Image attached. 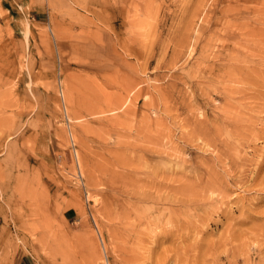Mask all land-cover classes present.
<instances>
[{"label":"rangeland","instance_id":"374dc122","mask_svg":"<svg viewBox=\"0 0 264 264\" xmlns=\"http://www.w3.org/2000/svg\"><path fill=\"white\" fill-rule=\"evenodd\" d=\"M263 52L264 0H0V264H264Z\"/></svg>","mask_w":264,"mask_h":264},{"label":"bare ground","instance_id":"6f19581e","mask_svg":"<svg viewBox=\"0 0 264 264\" xmlns=\"http://www.w3.org/2000/svg\"><path fill=\"white\" fill-rule=\"evenodd\" d=\"M245 25H246V24H245ZM248 25H249V24H248ZM248 25H246V26H247V29L249 28ZM240 26H241V25H240ZM237 27H239V26H237ZM250 28H251V27H250ZM240 29H243V27L241 26ZM244 31H245L244 33L246 34L247 31H246V30H244ZM261 31H262V30H261ZM261 31H260V32H261ZM242 32H243V31H242ZM248 32H249V29H248ZM250 32H252V31L250 30ZM250 32H249V33H250ZM255 32L257 33L256 29L254 28V34L257 35ZM244 33H243V35H244ZM240 34H241V33H240ZM250 34H251V33H250ZM254 34H253V32H252V35H254ZM248 35H249V34H248ZM252 35H250V36H252ZM255 35H254V36H255ZM246 36H247V35H246ZM252 38H253V37H252ZM254 38H256V36H255ZM254 38L251 39V37H250V38L245 37V39H246V41H248V43H246L245 41H244L245 43H244V42H240V41H238V43L240 44V47L242 46V52H244V54H243L244 57H246L245 55L248 54V51H250V48L255 47V45H256L255 42L257 41V39L254 40ZM257 43H258V42H257ZM239 44H238V45H239ZM259 46H260V45H259ZM259 46L256 45V47H259ZM240 47H239V48H240ZM256 49H258V48H256ZM238 51H239V50H238ZM238 51H237V52H238ZM256 51H257V50H256ZM262 51H263V50H262ZM260 52H261V51H260ZM254 53H255V52H254ZM263 53H264V52H263ZM255 54H256V53H255ZM252 55H253V54H252ZM234 56H237V55H234ZM238 56H239V55H238ZM241 56H242V55H241ZM241 56H239V57H241ZM237 58H238V57H234V58H233V57H230V59H237ZM239 60H241V59H239ZM233 61H234V60H233ZM230 63H231V62H230ZM230 63H228V64H230ZM240 63H241L240 61H239V63H236V64L232 63L231 65H229V67L227 66V67H228V68H227L228 70H227L226 67H225V70H227V72H229V74H228V73L224 70V71L226 72V74H228V75H227V79H232V80H233V77L231 76V75H233V74H234V76L238 74L237 76L240 75L239 77L244 78V77H246V76L251 75L250 72H251L252 70H255V69H251L250 66L245 65L244 62H243V64H240ZM247 64H248V63H247ZM257 65H258V64H257ZM224 71H223V72H224ZM258 71H259V70H258ZM225 72H224V73H225ZM252 73H253V72H252ZM254 73H255V72H254ZM256 74H258V73L256 72ZM260 74H264V72H263V73H259V74L257 75V77H258V76H260V77H261V76H264V75H260ZM261 78H262V77H261ZM263 78H264V77H263ZM244 79H245V78H244ZM246 79H247V78H246ZM246 79H245V80H246ZM237 80H238V78H237ZM250 80H251V79H250ZM261 80H262V79H261ZM248 81H249V79H248ZM237 82H238V81H237ZM255 83H256V82H254L253 84H255ZM263 83H264V81H263ZM257 85H258V84H257ZM261 85L263 86V84H260L259 87H261ZM255 86H256V85H255ZM256 87H257V86H256ZM250 88H251V87H249V89H250ZM246 89H247V88H246ZM252 89H253V88H251V91H252ZM254 91H255V90H254ZM258 92H259V91H258ZM261 94H263V93L261 92ZM257 97H258V96H257ZM262 128H263V127H262ZM262 132H263V131H262ZM261 159H262V158H261ZM259 160H260V159H259ZM257 163H258V161H257ZM259 163H260V162H259ZM257 169H258V167H257ZM255 171H256V170H255ZM256 173H257V171H256ZM144 174H145V173H144ZM254 174H255V173H254ZM137 178H138V177H137ZM153 180H154V179H153ZM263 188H264V187H263Z\"/></svg>","mask_w":264,"mask_h":264},{"label":"built area","instance_id":"2783aa9c","mask_svg":"<svg viewBox=\"0 0 264 264\" xmlns=\"http://www.w3.org/2000/svg\"><path fill=\"white\" fill-rule=\"evenodd\" d=\"M102 264H110L109 262H108V260H106L104 263H102Z\"/></svg>","mask_w":264,"mask_h":264}]
</instances>
